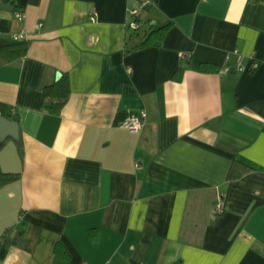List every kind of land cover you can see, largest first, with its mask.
I'll return each mask as SVG.
<instances>
[{"label":"crops","instance_id":"0c3cea01","mask_svg":"<svg viewBox=\"0 0 264 264\" xmlns=\"http://www.w3.org/2000/svg\"><path fill=\"white\" fill-rule=\"evenodd\" d=\"M144 2L0 0V43L28 42L0 66V115L19 126L0 149L19 174L0 187V264H264V0ZM56 72L70 93L51 114Z\"/></svg>","mask_w":264,"mask_h":264},{"label":"trees","instance_id":"16d2710c","mask_svg":"<svg viewBox=\"0 0 264 264\" xmlns=\"http://www.w3.org/2000/svg\"><path fill=\"white\" fill-rule=\"evenodd\" d=\"M139 26L142 23V19L138 20ZM139 26L136 30L139 29ZM171 27L170 22L153 28L148 27L146 31L141 35V39L137 44L131 47V50H139L149 46L160 45L163 41L167 31ZM133 30V31H136ZM136 35L138 32L136 31ZM28 49V42L25 40L2 42L0 43V66L14 62L25 56ZM183 67H177L171 75L173 81L179 82L183 75ZM201 72H211L217 70L213 65L207 63H201L199 65ZM70 93L69 81L67 75L63 74L57 81L50 85H46L42 88L41 106L51 114L59 113L62 107L65 105ZM17 121V118L14 117ZM5 141V140H4ZM4 141L0 142V149L4 144ZM249 171L247 167H243L242 173ZM238 174H234L232 170L227 175V180L230 181ZM19 178L18 173L2 172L0 170V187L11 183ZM53 253L61 260H67L68 255L59 242H56L53 246Z\"/></svg>","mask_w":264,"mask_h":264},{"label":"built area","instance_id":"2783aa9c","mask_svg":"<svg viewBox=\"0 0 264 264\" xmlns=\"http://www.w3.org/2000/svg\"><path fill=\"white\" fill-rule=\"evenodd\" d=\"M142 4H144V0H141ZM141 12H142V8H133L130 9L127 12V22H126V28L129 30H136L139 26L138 20L141 18ZM14 15L18 18V19H23L24 14L22 11L16 10L14 12ZM24 35L23 33H17L13 35V40L14 41H20L23 40ZM234 53L236 52V50L233 51ZM256 63L253 62L252 63V67H255ZM237 70L241 71L242 68L241 67H237ZM229 71L228 68L224 67L220 70L221 73H225ZM147 123V113L145 110H141L138 114L136 115H132L130 117H128L124 123L123 126L125 128H127L128 130L132 131V132H137L139 131L144 125H146ZM224 210V201L222 197H218L216 203L214 204V211L217 214L222 213ZM81 264H86L85 262H82Z\"/></svg>","mask_w":264,"mask_h":264},{"label":"water","instance_id":"95a60500","mask_svg":"<svg viewBox=\"0 0 264 264\" xmlns=\"http://www.w3.org/2000/svg\"><path fill=\"white\" fill-rule=\"evenodd\" d=\"M143 8L147 9L145 5ZM60 77H61V73L56 72L55 81H57ZM6 138H11L17 143H19L18 122L14 119H10L7 116L0 115V142L4 141Z\"/></svg>","mask_w":264,"mask_h":264}]
</instances>
